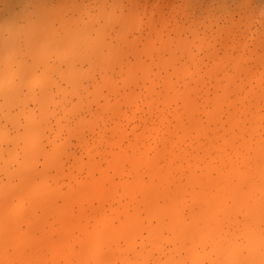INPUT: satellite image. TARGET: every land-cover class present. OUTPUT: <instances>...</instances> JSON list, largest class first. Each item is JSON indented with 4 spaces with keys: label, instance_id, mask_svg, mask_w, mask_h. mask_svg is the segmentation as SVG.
<instances>
[{
    "label": "bare ground",
    "instance_id": "obj_1",
    "mask_svg": "<svg viewBox=\"0 0 264 264\" xmlns=\"http://www.w3.org/2000/svg\"><path fill=\"white\" fill-rule=\"evenodd\" d=\"M67 5L0 0V264H264V89Z\"/></svg>",
    "mask_w": 264,
    "mask_h": 264
},
{
    "label": "rangeland",
    "instance_id": "obj_2",
    "mask_svg": "<svg viewBox=\"0 0 264 264\" xmlns=\"http://www.w3.org/2000/svg\"><path fill=\"white\" fill-rule=\"evenodd\" d=\"M74 1L62 13L78 19V28L103 31L107 44H120L124 30L123 43L216 46V60L234 63L228 72L246 78L245 89H264V0ZM69 151L78 154L74 139Z\"/></svg>",
    "mask_w": 264,
    "mask_h": 264
}]
</instances>
